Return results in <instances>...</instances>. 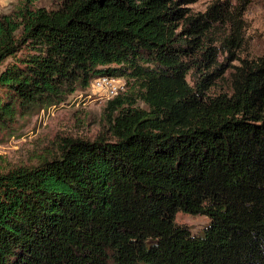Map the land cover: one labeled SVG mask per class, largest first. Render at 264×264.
<instances>
[{
	"label": "trees",
	"instance_id": "trees-1",
	"mask_svg": "<svg viewBox=\"0 0 264 264\" xmlns=\"http://www.w3.org/2000/svg\"><path fill=\"white\" fill-rule=\"evenodd\" d=\"M18 0L0 14V141L24 116L127 89L113 141L0 162V264H264V54H244L247 0ZM178 212L205 215L193 233Z\"/></svg>",
	"mask_w": 264,
	"mask_h": 264
},
{
	"label": "rangeland",
	"instance_id": "rangeland-1",
	"mask_svg": "<svg viewBox=\"0 0 264 264\" xmlns=\"http://www.w3.org/2000/svg\"><path fill=\"white\" fill-rule=\"evenodd\" d=\"M214 0H196L189 6L194 11H204ZM56 0H39L38 6L52 7ZM237 2V0H234ZM243 32L244 54H264V0H247ZM18 0H0V14L12 12ZM12 61L0 65L1 71ZM87 92H76L67 102L55 107L42 108L34 113L18 116L4 130L0 141V162L10 169L20 165H36L43 158L58 155L66 138L95 141H113L105 121L104 108L108 99L86 97ZM176 222L188 226L193 233H201L209 224L205 215L178 212Z\"/></svg>",
	"mask_w": 264,
	"mask_h": 264
},
{
	"label": "built area",
	"instance_id": "built-area-1",
	"mask_svg": "<svg viewBox=\"0 0 264 264\" xmlns=\"http://www.w3.org/2000/svg\"><path fill=\"white\" fill-rule=\"evenodd\" d=\"M127 89V83L124 78L115 76H100L93 80L91 89L86 97L110 99Z\"/></svg>",
	"mask_w": 264,
	"mask_h": 264
}]
</instances>
